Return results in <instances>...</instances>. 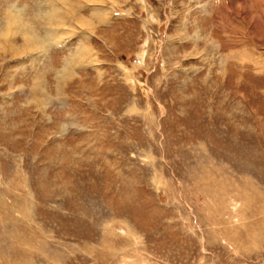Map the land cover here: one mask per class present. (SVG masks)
<instances>
[{
    "label": "rangeland",
    "instance_id": "obj_1",
    "mask_svg": "<svg viewBox=\"0 0 264 264\" xmlns=\"http://www.w3.org/2000/svg\"><path fill=\"white\" fill-rule=\"evenodd\" d=\"M0 264H264V0H0Z\"/></svg>",
    "mask_w": 264,
    "mask_h": 264
},
{
    "label": "bare ground",
    "instance_id": "obj_2",
    "mask_svg": "<svg viewBox=\"0 0 264 264\" xmlns=\"http://www.w3.org/2000/svg\"><path fill=\"white\" fill-rule=\"evenodd\" d=\"M13 18V17H12Z\"/></svg>",
    "mask_w": 264,
    "mask_h": 264
}]
</instances>
